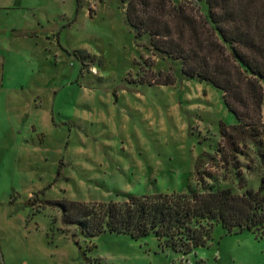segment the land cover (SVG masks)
<instances>
[{
  "label": "rangeland",
  "instance_id": "374dc122",
  "mask_svg": "<svg viewBox=\"0 0 264 264\" xmlns=\"http://www.w3.org/2000/svg\"><path fill=\"white\" fill-rule=\"evenodd\" d=\"M122 1L15 0L20 9L5 14L29 35L19 67L15 56L0 63V264H264V238L248 231L214 226L205 247L183 255L153 237L75 239L60 210L44 204L188 193L196 158L217 161L220 124H236L219 90L162 85L171 73L138 46ZM143 1L157 16L161 2L184 0ZM262 114L264 123V105ZM258 153L264 146L238 156L254 191L264 175ZM223 169L222 186L241 194L244 184Z\"/></svg>",
  "mask_w": 264,
  "mask_h": 264
},
{
  "label": "trees",
  "instance_id": "16d2710c",
  "mask_svg": "<svg viewBox=\"0 0 264 264\" xmlns=\"http://www.w3.org/2000/svg\"><path fill=\"white\" fill-rule=\"evenodd\" d=\"M133 1H122L127 23L138 46L171 73L164 75L162 85L184 79L219 90L236 124H220L217 161L206 153L196 158V188L188 193L44 204L60 210L75 239L91 241L104 233L132 240L153 237L165 248L189 255L205 247L214 226L228 234L248 231L264 238V175L258 174L257 190L245 188L238 159L250 147L264 146V0H184L168 9L161 2L157 16L149 15L145 1L138 6ZM162 76L158 73L155 78ZM257 156L264 159L263 153ZM227 167L238 185L244 184L241 194L222 186L227 179L221 172Z\"/></svg>",
  "mask_w": 264,
  "mask_h": 264
},
{
  "label": "crops",
  "instance_id": "0c3cea01",
  "mask_svg": "<svg viewBox=\"0 0 264 264\" xmlns=\"http://www.w3.org/2000/svg\"><path fill=\"white\" fill-rule=\"evenodd\" d=\"M22 6L21 2L15 0H0V63L4 67L7 60L17 57L18 67L25 61V48L22 43L27 39L29 30L22 26L19 21L12 23L7 21V15L12 11H17Z\"/></svg>",
  "mask_w": 264,
  "mask_h": 264
}]
</instances>
